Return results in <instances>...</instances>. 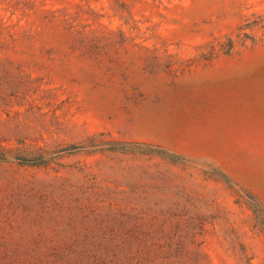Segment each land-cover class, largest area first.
<instances>
[{"label":"rangeland","instance_id":"obj_1","mask_svg":"<svg viewBox=\"0 0 264 264\" xmlns=\"http://www.w3.org/2000/svg\"><path fill=\"white\" fill-rule=\"evenodd\" d=\"M0 264H264V0H0Z\"/></svg>","mask_w":264,"mask_h":264},{"label":"trees","instance_id":"obj_2","mask_svg":"<svg viewBox=\"0 0 264 264\" xmlns=\"http://www.w3.org/2000/svg\"><path fill=\"white\" fill-rule=\"evenodd\" d=\"M23 164L29 165V162H28V161H26V162H23Z\"/></svg>","mask_w":264,"mask_h":264}]
</instances>
